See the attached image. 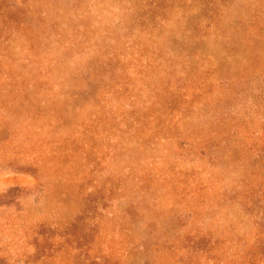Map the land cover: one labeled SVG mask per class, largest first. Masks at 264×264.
<instances>
[{
    "label": "rangeland",
    "instance_id": "rangeland-1",
    "mask_svg": "<svg viewBox=\"0 0 264 264\" xmlns=\"http://www.w3.org/2000/svg\"><path fill=\"white\" fill-rule=\"evenodd\" d=\"M0 264H264V0H0Z\"/></svg>",
    "mask_w": 264,
    "mask_h": 264
}]
</instances>
